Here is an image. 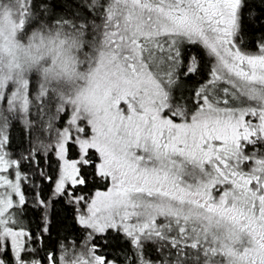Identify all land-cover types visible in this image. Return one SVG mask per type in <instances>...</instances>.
<instances>
[{
  "label": "snow or ice",
  "instance_id": "6c2138e0",
  "mask_svg": "<svg viewBox=\"0 0 264 264\" xmlns=\"http://www.w3.org/2000/svg\"><path fill=\"white\" fill-rule=\"evenodd\" d=\"M0 15L50 60L0 77V264H264V0Z\"/></svg>",
  "mask_w": 264,
  "mask_h": 264
},
{
  "label": "rangeland",
  "instance_id": "374dc122",
  "mask_svg": "<svg viewBox=\"0 0 264 264\" xmlns=\"http://www.w3.org/2000/svg\"><path fill=\"white\" fill-rule=\"evenodd\" d=\"M15 22L13 16L0 15V77L8 81L16 79L20 75H23L26 79L28 76L35 74L44 79L45 73L43 69L48 66L50 60L47 63L45 61L33 63L28 58L27 53L29 52L27 50L29 49V44L30 42L36 43L37 38L33 37V32L24 35L19 30L14 31ZM74 48H76L75 44L68 51V55L75 59ZM15 53H18V55ZM17 65L20 67H17ZM75 71L81 72V70L77 71L76 69ZM82 75L83 73H81V77ZM47 79L51 86L56 88L63 87L64 90L68 91H75L76 88L82 86L80 78H69L67 75H49ZM61 84L64 86H57Z\"/></svg>",
  "mask_w": 264,
  "mask_h": 264
},
{
  "label": "trees",
  "instance_id": "16d2710c",
  "mask_svg": "<svg viewBox=\"0 0 264 264\" xmlns=\"http://www.w3.org/2000/svg\"><path fill=\"white\" fill-rule=\"evenodd\" d=\"M36 31V29H33V30H31L30 32H29V34L30 33H32V32H35ZM80 43H81V41H79V40H77V42L75 43V46H76V48H74V56H75V60L77 61V62H79L80 61V56L78 55V48H79V46H80ZM76 70L77 71H80L81 69H80V67L79 66H77L76 67ZM51 86V85H50ZM56 86V85H55ZM57 86H64V85H57ZM58 90H61V91H63L64 90V88L62 87V88H57Z\"/></svg>",
  "mask_w": 264,
  "mask_h": 264
},
{
  "label": "clouds",
  "instance_id": "9594fccd",
  "mask_svg": "<svg viewBox=\"0 0 264 264\" xmlns=\"http://www.w3.org/2000/svg\"><path fill=\"white\" fill-rule=\"evenodd\" d=\"M37 40H36V44H39L40 42V36L37 35L36 36ZM16 55H18V53H15ZM44 55H47V50L44 51ZM28 58H30L31 60H33V58L36 56V52L35 49H33L30 53H27Z\"/></svg>",
  "mask_w": 264,
  "mask_h": 264
}]
</instances>
